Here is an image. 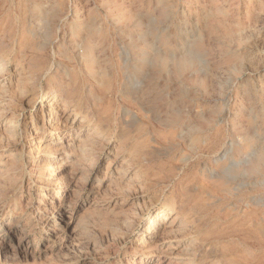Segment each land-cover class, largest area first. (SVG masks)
<instances>
[{"label":"rangeland","instance_id":"374dc122","mask_svg":"<svg viewBox=\"0 0 264 264\" xmlns=\"http://www.w3.org/2000/svg\"><path fill=\"white\" fill-rule=\"evenodd\" d=\"M0 57V264H264V0H0ZM50 91L93 123L64 155Z\"/></svg>","mask_w":264,"mask_h":264},{"label":"bare ground","instance_id":"6f19581e","mask_svg":"<svg viewBox=\"0 0 264 264\" xmlns=\"http://www.w3.org/2000/svg\"><path fill=\"white\" fill-rule=\"evenodd\" d=\"M4 65L5 66L1 65L0 57V85H7L11 87L15 83V81L18 80L19 72L18 70H16L17 67L13 70H8L9 66L7 64ZM249 89L251 91L250 93L255 94L256 89L254 87H250ZM59 93L55 91H50L46 94L42 93L40 94V98L37 100V102L33 103L31 109H35V113L33 116L31 115L32 126L29 130V133L31 139L30 144L32 145L31 148L39 149L41 146L40 143L44 140L45 136L49 134L51 139H54V137L56 138L55 147L52 149L54 151H61L62 153L60 155H64L67 152V149L65 148L70 145V140L75 139L78 134L82 132L84 133V131L89 130L93 123L89 118L86 117L85 114H81L80 110L76 108L74 102H71L66 98L64 99L63 95ZM46 118L47 125L44 124ZM5 123L6 130L9 129V127L11 128L9 120L5 121ZM95 131L96 128L93 127L92 131L89 132V134L91 135V133ZM16 134H14V136H16ZM89 134H87V136ZM62 158L63 156L59 157V159ZM64 176V174H60L59 176H57V179L55 181L53 180V185L56 183L60 184V186H58L60 196L53 195L51 197V202L49 204H45V206H41L40 203L36 204V208L44 210L46 212H52V215L49 216V218L47 216L42 220V225H46L49 222H52V219H55V221L57 222L58 219H66V214H68L69 212V205L66 203V198L69 193L72 192V190H74L75 188L73 189V185L70 181H63ZM156 217L158 218L156 219ZM178 221V215L171 216L169 213L159 215L157 214L155 215V218L152 219L153 223H157L156 232H158L159 237L160 235L163 236L169 229H173L178 232L183 227L182 223ZM66 223L67 222H64V224ZM52 226L47 228L49 236H58V229L54 227V224H52ZM177 248H179V244H173L169 246V249L172 250H175ZM185 248L186 247H183L182 249Z\"/></svg>","mask_w":264,"mask_h":264}]
</instances>
